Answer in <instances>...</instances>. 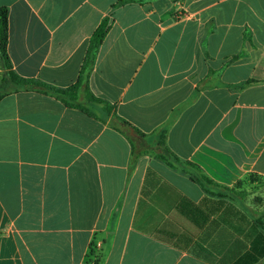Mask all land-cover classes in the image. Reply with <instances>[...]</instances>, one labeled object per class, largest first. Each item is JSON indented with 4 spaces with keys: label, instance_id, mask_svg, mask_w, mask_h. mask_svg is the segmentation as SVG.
Returning a JSON list of instances; mask_svg holds the SVG:
<instances>
[{
    "label": "crops",
    "instance_id": "0c3cea01",
    "mask_svg": "<svg viewBox=\"0 0 264 264\" xmlns=\"http://www.w3.org/2000/svg\"><path fill=\"white\" fill-rule=\"evenodd\" d=\"M118 1L0 0L13 70L72 86L110 18L95 96L146 143L177 112L168 148L220 185L264 179V0ZM109 122L37 92L0 101V264H264L252 215L133 157Z\"/></svg>",
    "mask_w": 264,
    "mask_h": 264
},
{
    "label": "trees",
    "instance_id": "16d2710c",
    "mask_svg": "<svg viewBox=\"0 0 264 264\" xmlns=\"http://www.w3.org/2000/svg\"><path fill=\"white\" fill-rule=\"evenodd\" d=\"M136 0H119L115 7L133 3ZM110 18H105L90 38L89 46L80 68L79 76L75 84L67 88H59L46 84L37 79L19 76L12 67L8 54V10L0 8V101L5 97L19 92H37L51 96L59 100L69 109H77L87 116L103 123L110 121V128L124 135L132 145V155L135 158L151 156L158 159L177 171L188 173L190 179L196 183L206 194L215 198L228 199L253 216L255 223L264 237V212L257 211L261 205L251 200V195L260 193L264 189V179L256 174H249L232 187L220 185L210 179L196 165L183 161L175 155L167 146V136L176 118L177 112L171 119L154 132L155 143H146L147 135L141 133L115 112V106L98 98L90 87V78L96 65L100 48L110 30ZM242 53L232 57L230 62L240 58ZM210 71V75H214ZM218 75V74H217ZM255 81L248 80L235 87L240 90L253 85ZM206 86L199 84L196 87L193 98ZM234 87V86H233ZM212 88V85H210ZM134 130L137 137H133L130 131ZM260 203L261 199H257ZM256 202V201H255Z\"/></svg>",
    "mask_w": 264,
    "mask_h": 264
},
{
    "label": "rangeland",
    "instance_id": "374dc122",
    "mask_svg": "<svg viewBox=\"0 0 264 264\" xmlns=\"http://www.w3.org/2000/svg\"><path fill=\"white\" fill-rule=\"evenodd\" d=\"M257 199H261L260 201H262V203H260ZM251 200L254 201V204L256 203V205L260 204L262 206L263 203H264V199L261 197V195L259 193L252 194L251 195Z\"/></svg>",
    "mask_w": 264,
    "mask_h": 264
},
{
    "label": "water",
    "instance_id": "95a60500",
    "mask_svg": "<svg viewBox=\"0 0 264 264\" xmlns=\"http://www.w3.org/2000/svg\"><path fill=\"white\" fill-rule=\"evenodd\" d=\"M131 135L136 137V134H135L134 130H131Z\"/></svg>",
    "mask_w": 264,
    "mask_h": 264
}]
</instances>
